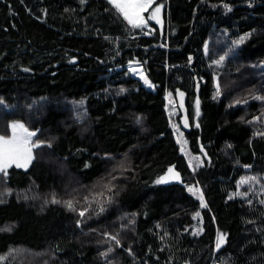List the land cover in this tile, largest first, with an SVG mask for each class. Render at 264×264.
Instances as JSON below:
<instances>
[{
  "label": "trees",
  "instance_id": "1",
  "mask_svg": "<svg viewBox=\"0 0 264 264\" xmlns=\"http://www.w3.org/2000/svg\"><path fill=\"white\" fill-rule=\"evenodd\" d=\"M154 5L149 34L108 0H0V134L38 145L0 173V264H264V0Z\"/></svg>",
  "mask_w": 264,
  "mask_h": 264
},
{
  "label": "snow or ice",
  "instance_id": "2",
  "mask_svg": "<svg viewBox=\"0 0 264 264\" xmlns=\"http://www.w3.org/2000/svg\"><path fill=\"white\" fill-rule=\"evenodd\" d=\"M110 4L123 16V18L133 27V28H141L147 24V21L143 15L145 11H147L154 0H108ZM163 6L159 5L155 7L150 17L151 19H156L159 23V13ZM227 7V6H226ZM231 9L229 8V11ZM244 38H241L240 43L243 42ZM146 84H150L146 77ZM151 86V85H150ZM219 88V86H217ZM217 95H219V91H217ZM171 96V93H169ZM180 96L183 97V93H180ZM197 115L199 114V101L196 104ZM185 126H187V121L185 120ZM199 127V125H196ZM12 134L10 138H6L4 136H0V173L7 175V169L15 165L17 168H26L28 164L31 163L32 157V147L31 138L35 136V132H29L22 124H12L11 125ZM178 142H180L178 138ZM182 143L181 150L183 151ZM38 146V145H35ZM170 178L179 179V173L174 171V168H170L169 170ZM168 178H162V180L157 181V183L167 182ZM255 179V178H253ZM242 184L248 183L247 180H242ZM190 192H193L194 195H197V198L201 201L202 207H207V204L204 203L203 192L198 188H189ZM237 195H240L237 193ZM54 203L57 201H53ZM264 203V201H262ZM68 207L72 208L71 202H68ZM103 210V209H101ZM84 215L83 212L80 213ZM199 213H197V216ZM112 239H115L113 237ZM226 242V235L224 233H220L217 237L216 248L219 249ZM117 243H119L117 241ZM106 255V254H105Z\"/></svg>",
  "mask_w": 264,
  "mask_h": 264
},
{
  "label": "rangeland",
  "instance_id": "3",
  "mask_svg": "<svg viewBox=\"0 0 264 264\" xmlns=\"http://www.w3.org/2000/svg\"><path fill=\"white\" fill-rule=\"evenodd\" d=\"M155 1L156 0H154V3H155ZM154 3L152 4V6L147 10V11H145L144 13H143V15H144V17H145V19H146V21H147V24L145 25V26H143L144 28H145V30H146V33H151L152 32V30L154 29L151 25H150V22H156V23H158L157 22V20L156 19H151V18H149L150 17V14H151V12H152V10L155 8V7H157V6H159V5H154ZM163 7L161 8V11H160V13H159V24H162V21H163ZM129 68L133 71V75L134 76H136V77H138V78H143L144 77V72H143V70H142V68L140 67V65H138V64H136V63H134V64H130L129 65ZM144 79V78H143ZM146 84V83H145ZM151 85V86H150ZM146 86H148V87H150V88H153V85L150 83V84H146ZM12 124H22L29 132H34V131H32L31 129H29L23 122H21V121H15V122H13ZM11 124V125H12ZM11 134H12V130H11ZM36 135V134H35ZM0 136H2L1 134H0ZM5 137V136H4ZM11 137V136H10ZM10 137H6V138H10ZM34 138H35V136H33L32 138H31V144H30V146L32 147V157H33V159H32V161H31V163L33 162V160H34V158H35V156H34V150H35V148L37 147V146H35V145H37V144H35L34 143ZM31 163L30 164H28V166L26 167V168H23V167H21L22 169H28V167L31 165ZM13 166H15V165H13ZM12 166V167H13ZM16 167V166H15ZM11 168V167H10ZM170 168H174V167H170ZM169 168V169H170ZM9 169V168H8ZM174 171L175 172H177L176 170H175V168H174ZM162 178H168L167 179V182H161V183H159V184H169V183H174V182H180L181 181V177H180V175H179V179H172V178H170V174H169V171H167V173L166 174H164V175H162V176H160V177H158L157 178V181H160V180H162Z\"/></svg>",
  "mask_w": 264,
  "mask_h": 264
},
{
  "label": "water",
  "instance_id": "4",
  "mask_svg": "<svg viewBox=\"0 0 264 264\" xmlns=\"http://www.w3.org/2000/svg\"><path fill=\"white\" fill-rule=\"evenodd\" d=\"M185 120L187 121V126H185ZM181 124H182L183 129H184L186 132H191V130H192L191 122H190V120H189L188 118H186L184 115L182 116Z\"/></svg>",
  "mask_w": 264,
  "mask_h": 264
},
{
  "label": "built area",
  "instance_id": "5",
  "mask_svg": "<svg viewBox=\"0 0 264 264\" xmlns=\"http://www.w3.org/2000/svg\"><path fill=\"white\" fill-rule=\"evenodd\" d=\"M154 31H155V30L153 29L152 32H154ZM152 32H151V33H152ZM149 34H150V33H149Z\"/></svg>",
  "mask_w": 264,
  "mask_h": 264
}]
</instances>
